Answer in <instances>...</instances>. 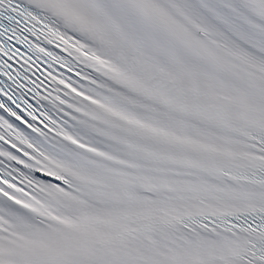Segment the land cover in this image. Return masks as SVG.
Wrapping results in <instances>:
<instances>
[{"label": "snow or ice", "instance_id": "snow-or-ice-1", "mask_svg": "<svg viewBox=\"0 0 264 264\" xmlns=\"http://www.w3.org/2000/svg\"><path fill=\"white\" fill-rule=\"evenodd\" d=\"M0 264H264V0H0Z\"/></svg>", "mask_w": 264, "mask_h": 264}]
</instances>
